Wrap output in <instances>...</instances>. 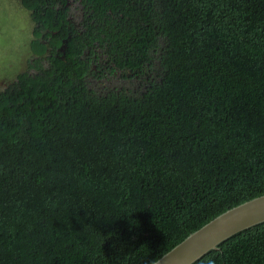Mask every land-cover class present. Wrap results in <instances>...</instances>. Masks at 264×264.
Listing matches in <instances>:
<instances>
[{
	"label": "trees",
	"instance_id": "trees-1",
	"mask_svg": "<svg viewBox=\"0 0 264 264\" xmlns=\"http://www.w3.org/2000/svg\"><path fill=\"white\" fill-rule=\"evenodd\" d=\"M24 2L0 264H152L264 194V0ZM191 264H264V221Z\"/></svg>",
	"mask_w": 264,
	"mask_h": 264
},
{
	"label": "water",
	"instance_id": "water-1",
	"mask_svg": "<svg viewBox=\"0 0 264 264\" xmlns=\"http://www.w3.org/2000/svg\"><path fill=\"white\" fill-rule=\"evenodd\" d=\"M264 221V194L242 202L220 213L152 264H191L224 239Z\"/></svg>",
	"mask_w": 264,
	"mask_h": 264
},
{
	"label": "clouds",
	"instance_id": "clouds-1",
	"mask_svg": "<svg viewBox=\"0 0 264 264\" xmlns=\"http://www.w3.org/2000/svg\"><path fill=\"white\" fill-rule=\"evenodd\" d=\"M35 21L24 0H0V79L13 80L33 55Z\"/></svg>",
	"mask_w": 264,
	"mask_h": 264
},
{
	"label": "rangeland",
	"instance_id": "rangeland-1",
	"mask_svg": "<svg viewBox=\"0 0 264 264\" xmlns=\"http://www.w3.org/2000/svg\"><path fill=\"white\" fill-rule=\"evenodd\" d=\"M27 68V61L24 64L23 70ZM22 70V71H23ZM12 80H7V79H0V88L4 87L7 83H9Z\"/></svg>",
	"mask_w": 264,
	"mask_h": 264
}]
</instances>
